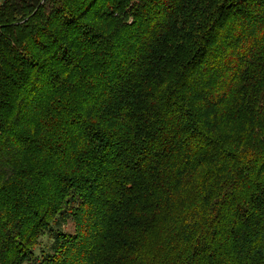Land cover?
<instances>
[{
  "label": "trees",
  "instance_id": "16d2710c",
  "mask_svg": "<svg viewBox=\"0 0 264 264\" xmlns=\"http://www.w3.org/2000/svg\"><path fill=\"white\" fill-rule=\"evenodd\" d=\"M48 231L42 264H264V0H0V264Z\"/></svg>",
  "mask_w": 264,
  "mask_h": 264
},
{
  "label": "rangeland",
  "instance_id": "374dc122",
  "mask_svg": "<svg viewBox=\"0 0 264 264\" xmlns=\"http://www.w3.org/2000/svg\"><path fill=\"white\" fill-rule=\"evenodd\" d=\"M83 229V222L77 223L73 222V219H69L68 225L64 227V231L66 233L75 234L76 231L80 228ZM52 228V227H51ZM52 232H55V229L52 230ZM166 232L163 234L165 235ZM51 233H48L45 236H42L39 241V245L36 247L35 254L31 256V259L22 261L21 264H42V257L46 254H50V247L52 245L51 241Z\"/></svg>",
  "mask_w": 264,
  "mask_h": 264
},
{
  "label": "water",
  "instance_id": "95a60500",
  "mask_svg": "<svg viewBox=\"0 0 264 264\" xmlns=\"http://www.w3.org/2000/svg\"><path fill=\"white\" fill-rule=\"evenodd\" d=\"M4 2L6 1V0H3Z\"/></svg>",
  "mask_w": 264,
  "mask_h": 264
}]
</instances>
